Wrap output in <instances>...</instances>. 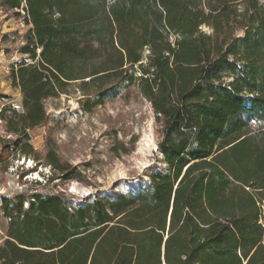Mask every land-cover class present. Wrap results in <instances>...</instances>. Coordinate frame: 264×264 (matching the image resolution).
<instances>
[{
	"label": "trees",
	"instance_id": "trees-1",
	"mask_svg": "<svg viewBox=\"0 0 264 264\" xmlns=\"http://www.w3.org/2000/svg\"><path fill=\"white\" fill-rule=\"evenodd\" d=\"M0 10L28 25L26 57L9 65L21 110L0 109V161L34 154L46 99L78 83L101 101L123 84L149 103L168 165L112 196L2 197L0 264H264V0H0ZM48 134L47 180L82 181Z\"/></svg>",
	"mask_w": 264,
	"mask_h": 264
},
{
	"label": "rangeland",
	"instance_id": "rangeland-1",
	"mask_svg": "<svg viewBox=\"0 0 264 264\" xmlns=\"http://www.w3.org/2000/svg\"><path fill=\"white\" fill-rule=\"evenodd\" d=\"M21 22V18L7 19L0 10V109L9 104L21 110V93L8 78L9 65L26 57L17 52L27 29L21 28ZM202 29L209 31L204 26ZM77 84H71L65 94L45 100L46 125L30 131L34 154H11L0 161V204L2 197L21 192L60 191L77 201L127 193L147 184L152 172L167 170L157 149L153 112L135 87L117 85L98 101L94 95L83 94ZM45 132L58 153L81 170L82 181L47 180L51 170L43 160ZM5 137L0 120V142ZM133 138L136 141L128 153L115 149L120 143L131 148ZM7 225L0 208V243L6 237Z\"/></svg>",
	"mask_w": 264,
	"mask_h": 264
},
{
	"label": "built area",
	"instance_id": "built-area-1",
	"mask_svg": "<svg viewBox=\"0 0 264 264\" xmlns=\"http://www.w3.org/2000/svg\"><path fill=\"white\" fill-rule=\"evenodd\" d=\"M20 26H21V28H28V25H26L23 21L21 22V24H20Z\"/></svg>",
	"mask_w": 264,
	"mask_h": 264
},
{
	"label": "water",
	"instance_id": "water-1",
	"mask_svg": "<svg viewBox=\"0 0 264 264\" xmlns=\"http://www.w3.org/2000/svg\"><path fill=\"white\" fill-rule=\"evenodd\" d=\"M261 210H262V215L264 216V201H262Z\"/></svg>",
	"mask_w": 264,
	"mask_h": 264
}]
</instances>
